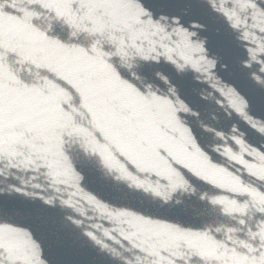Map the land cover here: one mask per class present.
I'll return each instance as SVG.
<instances>
[{"label":"water","instance_id":"1","mask_svg":"<svg viewBox=\"0 0 264 264\" xmlns=\"http://www.w3.org/2000/svg\"><path fill=\"white\" fill-rule=\"evenodd\" d=\"M0 264H264V0H0Z\"/></svg>","mask_w":264,"mask_h":264}]
</instances>
